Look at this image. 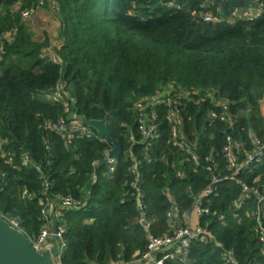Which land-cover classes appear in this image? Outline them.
<instances>
[{
    "label": "trees",
    "instance_id": "1",
    "mask_svg": "<svg viewBox=\"0 0 264 264\" xmlns=\"http://www.w3.org/2000/svg\"><path fill=\"white\" fill-rule=\"evenodd\" d=\"M14 2L0 0V37L15 31L10 43L0 44V215L18 219L35 237L43 223L41 210L55 203L58 224L66 229L62 264H128L144 251L148 233L167 232L170 209L179 217L190 211L212 174L229 173L222 153L226 135L242 141L241 158L252 149L250 134L264 140V0H258L261 15L232 23L227 21L231 12L253 0H44L43 6L55 4L60 23L58 64L40 57L47 39H33L13 11ZM205 14L216 21L204 22ZM59 81L72 99L70 113L106 118L108 132L121 144L112 175L105 174L103 161L112 145L96 133L65 146L59 134L44 128V122L65 116L59 102L48 100ZM164 89L185 94L178 111L187 141L201 154L198 165L168 143L165 123L148 148L126 141V129L135 131L133 103ZM219 100L228 102L234 116L230 128L207 117L219 111L214 105ZM165 108L156 106L160 118ZM133 163L141 176V199L128 187ZM238 178L264 193V152L262 161ZM213 190L201 199L209 214L199 225L223 247L193 240L162 264H225L222 249L231 250L237 264H264L251 216L257 198L242 196L228 180ZM68 195L84 205L60 209L56 197ZM235 201L242 206L234 208ZM260 222L264 227V203Z\"/></svg>",
    "mask_w": 264,
    "mask_h": 264
},
{
    "label": "built area",
    "instance_id": "2",
    "mask_svg": "<svg viewBox=\"0 0 264 264\" xmlns=\"http://www.w3.org/2000/svg\"><path fill=\"white\" fill-rule=\"evenodd\" d=\"M23 0H15L13 4V11H15L22 23H29L37 14L39 9L43 6V1L40 0L37 4H32L28 7H23ZM56 6L54 3L51 4V10H55ZM263 5L258 2V0H253V4L246 9L240 11L234 10L231 12L230 17H228V22H234L236 19H241L242 17L252 19L256 18L262 14ZM204 22H215L213 16L205 14L203 16ZM15 31H8L1 35L0 44L4 42L10 43L13 40ZM62 45V41L58 42L56 46L48 45L43 48L40 52V57L50 61L53 64H58V59L55 55V50ZM185 98V94L182 92L174 93L171 90L164 89L163 92L158 93V95L152 98H140L137 99L132 105V111L135 117V131L131 128H127L125 132L126 141L129 144L142 143L147 148L152 145L154 140L159 137L158 127L165 123L168 132V143L178 151L186 153L190 160L195 164H199V156L197 152L193 151L189 142L187 141L183 130H182V119L180 116L179 108L181 107V101ZM48 100L52 102H59L63 108V114L65 116L59 117L53 123L44 122V128L52 130L59 134V136L64 141L65 146H70L72 142L77 138H90L96 133L89 126L84 125L77 116L70 113V106L72 99L70 95L65 91V83L59 81L53 88L51 94L48 96ZM165 105V111L162 114V118L159 117V111H156V106ZM214 105L219 109V111H209L208 119L218 120L225 123L229 128L233 124L234 116L230 113L228 102L226 100L214 101ZM121 127L125 125L120 124ZM137 133V134H136ZM252 149L245 153L242 158L240 154L243 150V143L241 140H235L230 135H226L225 143L222 148V153L225 159L226 169L229 171L225 176L214 175L210 177V182L206 188L197 196L193 197V205L190 211H186L177 216L178 212L175 208L170 209L166 213V219L169 224L167 232L160 236H153L148 233L147 244L144 251L133 258V260L128 264H162V261L167 257H173V251L179 252L180 250L187 248L191 241L199 240L200 242L214 241L215 244L222 248V244L217 242L213 235L209 234L200 225L195 228L189 226V216L190 212L194 211L199 217L203 214H209V210L201 207V199L206 196H210L213 193V188L221 180H228L233 182L235 185L240 187L242 196H254L257 198V208L252 212L251 216L255 219L258 226L257 239L260 246V253L264 256V227L260 222V204L264 203V193L259 190L258 187H250L246 183L242 182L238 175L242 172L248 171L256 166L263 159L264 152V140L254 137L250 134ZM264 139V138H263ZM1 147V141H0ZM110 151V150H109ZM109 151L104 152V163L106 165L107 176L112 175L115 170L116 159L109 156ZM208 159L206 158L205 161ZM27 155L23 156V163H28ZM93 167L97 165V162L92 163ZM131 179L129 181L128 187L139 194V199H141L139 183H140V173L133 163L130 167ZM92 181L95 179V174L92 173ZM258 181V178L254 182ZM46 185V184H45ZM47 186V185H46ZM56 202H58V207L60 209H71L79 208L84 205L82 199H74L72 196L56 197ZM242 206L241 201H235L233 203L234 208H240ZM50 207H44L41 210V216L43 223L39 230V233L28 239L32 248L41 253L48 249L49 242L51 239V222H50ZM138 208H141V202L138 203ZM59 216L57 215V218ZM7 224L14 230H17L24 234L23 229L20 226L19 221L8 218L4 220ZM140 222L144 225L147 230L149 228V223L146 221L145 217L142 216ZM66 229L63 224H58L55 230V239L57 242V254L55 256L56 264H62L60 261L62 252L65 248V241L63 235ZM162 255L159 259L157 256ZM222 257L225 264H237L233 257L231 250L222 249ZM110 264H117V262H110Z\"/></svg>",
    "mask_w": 264,
    "mask_h": 264
},
{
    "label": "water",
    "instance_id": "3",
    "mask_svg": "<svg viewBox=\"0 0 264 264\" xmlns=\"http://www.w3.org/2000/svg\"><path fill=\"white\" fill-rule=\"evenodd\" d=\"M79 120L86 126L92 128L96 134L112 145L109 151L111 158L117 159L122 152L119 141L113 139L107 130L106 118L102 120H88L79 116ZM201 162V154L197 152ZM51 222V247L42 254L36 252L28 238L21 232L12 229L7 222L0 219V264H53L51 256L57 254V243L55 239V230L57 221L53 215V208L50 212Z\"/></svg>",
    "mask_w": 264,
    "mask_h": 264
},
{
    "label": "crops",
    "instance_id": "4",
    "mask_svg": "<svg viewBox=\"0 0 264 264\" xmlns=\"http://www.w3.org/2000/svg\"><path fill=\"white\" fill-rule=\"evenodd\" d=\"M43 11V10H42ZM42 11H38L37 14L35 15V17L30 21V24L28 25V29L30 31V33L33 36V39L37 42H41L43 38L38 37V33L41 30H47V34H48V45H53L56 46V44H58V42H60L59 38L57 39V34L56 32L54 33V31L52 32L50 28L45 29L47 27V24H44V22H46V19H44L42 17ZM44 24V26L46 27H41ZM41 25V26H40ZM54 33V34H53ZM264 97V96H263ZM263 99V98H262ZM262 99L260 101V112L262 114V116L264 117V109L262 107ZM53 208V215L55 220L57 221V213L55 212V206H51L50 207V211H52ZM199 216L194 212L191 211L190 212V216H189V226L191 228H195L199 225ZM51 240V239H50ZM57 243V242H56ZM51 247V241L49 242V247L48 249ZM46 251V250H45ZM44 252V251H43ZM43 252H41L40 254H42ZM56 256V255H55ZM55 256H51L53 264H56V260H55Z\"/></svg>",
    "mask_w": 264,
    "mask_h": 264
},
{
    "label": "rangeland",
    "instance_id": "5",
    "mask_svg": "<svg viewBox=\"0 0 264 264\" xmlns=\"http://www.w3.org/2000/svg\"><path fill=\"white\" fill-rule=\"evenodd\" d=\"M52 1V0H51ZM43 2H44V0H43ZM53 2H51L50 3V5H48V6H46V5H44V6H42L39 10L40 11H42V17L44 18V19H46V22H44V24H47V27L46 26H44V24L41 26V27H46L45 29H48V28H50L51 29V31L53 32L54 31V33L56 32V34H57V39L59 38V40H61L60 39V37H59V30H60V23H59V20L57 19V15H56V10H51V4H52ZM30 24V22L29 23H27L26 24V26L28 27V25ZM48 32H47V30H41L40 29V31H39V33H38V37H40V38H43L44 37V39H47V42H48V34H47ZM53 33V34H54ZM262 107H263V109H264V97H263V99H262ZM51 206L53 205V206H56V204L55 203H51L50 204ZM8 218H10V217H6V216H2V215H0V219H2V220H6V219H8ZM11 219H14V220H16V221H18V219H15V218H11ZM24 231V230H23ZM24 235L28 238V239H31L32 237L31 236H28L25 232H24ZM113 262H115V261H113ZM117 264H127V263H123V262H120V261H118L117 262Z\"/></svg>",
    "mask_w": 264,
    "mask_h": 264
}]
</instances>
